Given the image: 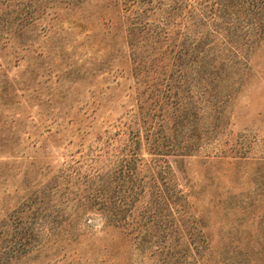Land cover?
<instances>
[{
    "label": "rangeland",
    "instance_id": "1",
    "mask_svg": "<svg viewBox=\"0 0 264 264\" xmlns=\"http://www.w3.org/2000/svg\"><path fill=\"white\" fill-rule=\"evenodd\" d=\"M127 2L0 0V264H264L260 13L190 24L215 55L203 104L175 56L165 82L164 40L127 32ZM167 4L172 44L187 27ZM151 132L183 155L156 156ZM157 182L171 204L154 214ZM115 197L117 225L99 203Z\"/></svg>",
    "mask_w": 264,
    "mask_h": 264
},
{
    "label": "trees",
    "instance_id": "2",
    "mask_svg": "<svg viewBox=\"0 0 264 264\" xmlns=\"http://www.w3.org/2000/svg\"><path fill=\"white\" fill-rule=\"evenodd\" d=\"M129 1L130 2H127V6L125 7V9H127V11H135L133 12V17L136 18V21L135 23L130 24L129 28L127 29V32H132V35L135 34V31L138 35H151L153 43H158L160 40H164V44L160 43V46H157L159 47V50L157 52L158 55H155L154 57H156V59H159L162 62L163 68L165 67V65H167V63L163 62L162 59L166 57L168 58V60H171V58L175 56V59L179 61V64L183 65L178 69V73L181 76L180 79L182 78L183 82H196L197 85L202 86V90L199 89L197 91L198 94H201V96H203V98L201 99L203 104L208 102L210 99L207 98L208 96L205 95V89L208 88L209 85L214 84L213 82L218 79L216 78L217 75L212 70L214 67V62L212 63L211 59L213 58L212 56L214 55V52H212V49L209 44L205 46V44H202L200 42L202 35L208 32L207 29L198 30L200 28H196V30H198L196 31V33L198 34L195 36L192 35L190 32V24L194 23L196 26L201 27V24L199 22H204V24H207L208 22V24H210L209 26L211 27L213 22L217 23V20L221 19L226 22V24L230 25L229 23L232 22V20L242 21L247 15L251 14L252 16H259V13L261 15L259 16L261 17L260 20L262 19V23L264 24V0H182L183 5L179 6L178 9L180 8V11H185V13L181 15V18H184V20L180 23L183 27L187 28H185L186 31L181 32L182 28L178 27L176 33L179 32L181 33V35L176 42L173 40L172 44H170L171 37L167 25L169 23L173 25V21L169 20V17L173 16L174 13H171V11L166 12V10L163 9L164 7L171 8L170 4H167L170 0L168 2H163V0H159L158 4H156L155 0ZM162 4H164L165 6L163 7ZM172 8L176 9L175 6H173ZM177 23L180 24L179 22ZM216 28V31H218L217 26ZM211 29L212 31L214 30V28ZM165 40L167 42H165ZM150 45L153 44L151 43ZM135 58H137V62H135L136 66L142 67L147 62V60L144 57L139 56L138 53L137 57ZM171 62H174V60H171ZM145 67H143L142 69H144ZM163 69H165L164 72H162L164 73L163 78L166 82L172 76V74L169 72L168 68ZM210 105L213 104L210 103ZM212 107L213 106H211V108ZM177 108H179L182 122L190 120V117L188 115L185 116V110L188 109L187 106L177 105ZM151 137L153 138H151V146L153 147V153H155L156 156L165 154H182L170 152H180V148L184 149V147H186L185 145L174 146V144H171L172 146L170 148L164 150L167 146L165 145V143L162 142V139H157L159 135H157V133L155 135V133L151 132ZM160 151H166V153H162ZM160 175L161 174H155V176H152L154 182L159 177L162 178V176ZM157 184L158 182L156 184H153L155 189L158 190L156 194L152 196L154 214L165 211L166 208L169 207L171 204V202L169 201L171 197L166 194H163L162 190H160ZM100 201V205L109 203V210H105L103 208L102 212L106 213V215L109 216L110 222L116 224L119 221V214H121L122 211L120 209L121 200H119L118 197H115L112 200ZM25 232V236H27L29 230L26 229ZM136 234V236L140 235L138 232ZM25 247L26 242H24L23 240L18 243H15L14 245L10 246L11 249L9 248V256H16L17 252L22 251L23 249H25ZM155 247L159 248L158 245H155ZM160 247L161 249L159 250V252H162L163 246Z\"/></svg>",
    "mask_w": 264,
    "mask_h": 264
}]
</instances>
